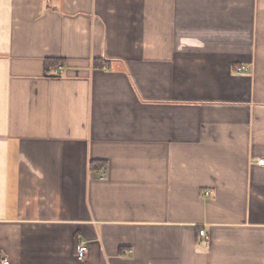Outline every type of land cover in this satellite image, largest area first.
Masks as SVG:
<instances>
[{
	"label": "crops",
	"instance_id": "0c3cea01",
	"mask_svg": "<svg viewBox=\"0 0 264 264\" xmlns=\"http://www.w3.org/2000/svg\"><path fill=\"white\" fill-rule=\"evenodd\" d=\"M260 159L264 0H0V264H264Z\"/></svg>",
	"mask_w": 264,
	"mask_h": 264
},
{
	"label": "built area",
	"instance_id": "2783aa9c",
	"mask_svg": "<svg viewBox=\"0 0 264 264\" xmlns=\"http://www.w3.org/2000/svg\"><path fill=\"white\" fill-rule=\"evenodd\" d=\"M243 69H244L245 71L248 70L247 67H244ZM63 70H64V67H63V66H58V67H57V71H58L59 73H62ZM258 164H259V165H264V159H260V160H258ZM208 193H209V192H207V194H208ZM200 234H201L202 236H204L206 239L209 238V237L206 235L205 230H201ZM76 249H77V257H78V259H79V260H84V259L87 257V254H88V245H87V243H86L85 241H81V242L77 245ZM3 264H9V261H8V260H3Z\"/></svg>",
	"mask_w": 264,
	"mask_h": 264
}]
</instances>
